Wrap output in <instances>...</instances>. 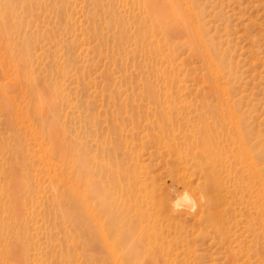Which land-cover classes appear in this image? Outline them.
<instances>
[{"label":"rangeland","instance_id":"374dc122","mask_svg":"<svg viewBox=\"0 0 264 264\" xmlns=\"http://www.w3.org/2000/svg\"><path fill=\"white\" fill-rule=\"evenodd\" d=\"M0 264H264V0H0Z\"/></svg>","mask_w":264,"mask_h":264},{"label":"clouds","instance_id":"9594fccd","mask_svg":"<svg viewBox=\"0 0 264 264\" xmlns=\"http://www.w3.org/2000/svg\"><path fill=\"white\" fill-rule=\"evenodd\" d=\"M205 202V197L203 194L199 197V203L196 197L190 193L188 190H183L182 192H175V199L172 200V209L174 212L187 211L191 214H195L199 204Z\"/></svg>","mask_w":264,"mask_h":264},{"label":"bare ground","instance_id":"6f19581e","mask_svg":"<svg viewBox=\"0 0 264 264\" xmlns=\"http://www.w3.org/2000/svg\"><path fill=\"white\" fill-rule=\"evenodd\" d=\"M174 11H175V10H174ZM180 15H181V14L178 12V16H180ZM176 26L179 27V26H180V22H178V25L176 24ZM193 48H195V47H193ZM195 50H197V48H195ZM258 179H259V178H258ZM258 181H259V180H258ZM260 182H261V181H260ZM260 182H259V183H260ZM260 185H262V184L260 183Z\"/></svg>","mask_w":264,"mask_h":264}]
</instances>
